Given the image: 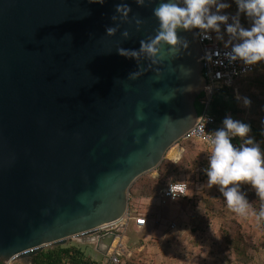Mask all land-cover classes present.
I'll use <instances>...</instances> for the list:
<instances>
[{"label":"water","instance_id":"95a60500","mask_svg":"<svg viewBox=\"0 0 264 264\" xmlns=\"http://www.w3.org/2000/svg\"><path fill=\"white\" fill-rule=\"evenodd\" d=\"M122 2L129 19L113 21ZM159 3L0 0V263L120 222L132 184L195 125L208 85L197 30H178L188 48H165L158 63L117 52L156 34ZM121 239L116 230L78 242L105 257Z\"/></svg>","mask_w":264,"mask_h":264},{"label":"rangeland","instance_id":"374dc122","mask_svg":"<svg viewBox=\"0 0 264 264\" xmlns=\"http://www.w3.org/2000/svg\"><path fill=\"white\" fill-rule=\"evenodd\" d=\"M221 32L228 35L224 29ZM226 42L223 44L226 45ZM254 66L252 76L236 86L241 97L251 98V107H245L242 100L238 101L235 92H232V98L227 99L226 103L234 118L250 123L262 133L264 143V61ZM253 83L255 85L252 87H244ZM173 148L180 153L178 160L168 154ZM171 149L164 158L171 161L172 165L164 169L168 177L164 173L166 175L158 178L156 170L143 175L155 179L151 184L150 198L139 196L137 189H134L143 176L129 189V212L132 216L135 212L146 214L149 224L139 230L129 221L122 251L128 255L127 264H264V248L250 251L247 256L240 258L227 254L229 246L224 233L237 232L244 242L251 239L256 243L258 234L264 231V217L258 218L251 205L246 213H236L227 206L219 185L208 187L205 170L211 150L201 143H191L184 149L178 144ZM175 180L189 181L192 192L182 201L162 203L159 198L161 191L155 195L156 187L164 188ZM241 187L257 194L249 183L242 182ZM67 245H78L86 257L98 255L92 244L69 240Z\"/></svg>","mask_w":264,"mask_h":264},{"label":"clouds","instance_id":"9594fccd","mask_svg":"<svg viewBox=\"0 0 264 264\" xmlns=\"http://www.w3.org/2000/svg\"><path fill=\"white\" fill-rule=\"evenodd\" d=\"M90 2L102 5L105 0ZM145 2L146 0H136L141 6ZM234 2L237 11L233 14L225 11L231 7L228 0H160L159 5L153 8V15L159 22L156 34L141 40L139 49L118 47L117 52L125 58H135L139 61L141 56H145L153 63H158L164 58L162 52L165 48L170 54L178 53L181 48H188V41L178 35V30H197V34L205 39H211V33L215 32L217 38L222 40L223 25L224 31L229 34L225 46H231V50L225 52L224 56L230 63L240 61L246 66H252L264 61V0ZM115 10L118 15L112 16L113 21L117 19L127 21L132 11L130 5L123 2L116 4ZM242 14L250 20L249 27L241 23ZM135 23L139 29L144 21L136 17ZM118 30L119 25L107 26L105 29L108 36H114ZM122 36L127 39L130 33L124 30ZM141 74L142 71L130 73V78H138ZM187 74H191V69L187 70ZM236 99L242 100L245 107H251L250 97H241L237 94ZM222 125L208 141L211 151L205 170L207 184L208 187L219 185L227 206L236 213L244 214L250 202L246 193L241 190L242 182L249 183L258 196L264 198V148L255 136L249 135L252 132L250 123L236 119L229 113L225 115ZM235 137L242 138L240 146L233 144ZM177 189L183 195L192 192L186 182H179L170 185L173 198L176 197ZM259 214L264 216V207H261ZM140 223L144 224L145 220H141Z\"/></svg>","mask_w":264,"mask_h":264},{"label":"built area","instance_id":"2783aa9c","mask_svg":"<svg viewBox=\"0 0 264 264\" xmlns=\"http://www.w3.org/2000/svg\"><path fill=\"white\" fill-rule=\"evenodd\" d=\"M211 39H205L202 35L197 34V40L201 47L202 57H200L199 62L204 60L203 69L204 76L208 83L203 89V102L204 110L202 114L199 115L198 120L195 125L185 134L182 140H191L198 143L206 145L211 150V145L208 142L209 138L213 134L211 129L215 124V118L211 114V104L213 98L219 95L224 88H233L236 93L235 83L246 77L249 74L254 73L255 66H246L242 62L237 61L235 63H230L224 56V53L231 50V46H225L223 43L226 41L225 37L223 39H218L216 34L211 33ZM230 82V83H229ZM210 88V90H209ZM210 118V119H209ZM184 182V181H179ZM179 182H172L163 188L160 192L159 198L162 203L170 202L176 203L187 197L183 195L177 189L175 190L176 197L173 198V194L170 190V185H176ZM187 183V182H186ZM188 187L190 188V184ZM145 220L144 224L140 221ZM129 221L133 222V225L139 229L143 230L148 225V220L146 214H141L135 212L132 216L128 210L127 215L118 223H112L103 225L95 230L86 231L75 235L72 239L74 241H80L87 238L92 232L93 233H108L112 231H120L122 237L125 235ZM119 241V240H118ZM50 246H44V249ZM43 249V250H44ZM121 245L113 247L107 256L103 257L100 262H89L88 264H124L122 259L123 253L121 251ZM30 250L23 251L22 253L11 257L10 259L3 261L0 264H30V262H24L20 259V255H25ZM32 251V250H31Z\"/></svg>","mask_w":264,"mask_h":264},{"label":"trees","instance_id":"16d2710c","mask_svg":"<svg viewBox=\"0 0 264 264\" xmlns=\"http://www.w3.org/2000/svg\"><path fill=\"white\" fill-rule=\"evenodd\" d=\"M228 2L231 4V7L229 9H226L225 11L234 14L237 11V5L235 4L234 0H228ZM241 23L245 27H249L251 22L246 16L242 14ZM223 29L224 27L222 25L221 30ZM223 36L228 41L229 34L228 35L225 34ZM235 42L237 41H233V43ZM252 74H249L246 77H243L242 79H240V81H242L243 79L247 77H251ZM239 82H236L235 86L237 85V83L239 84ZM254 85L255 84L253 83L251 85H245L244 87L248 88ZM232 92H233V88H224L222 92L219 94L222 96L221 98H218L219 95H216L213 98L210 112L215 118V124L211 129L212 133H214L218 128L223 126L222 121L225 115L230 113V108L227 105L226 100L229 98H232ZM195 108H196L198 115L202 114L204 110V102H203L202 94L197 97L196 102H195ZM251 127H252V132L249 135L255 136L256 140L261 143V146L263 148L264 143H263L262 133L258 131L257 129H255L252 125ZM191 143H198V142L191 141V140H182L178 144L180 145L182 149H184ZM241 143H242V138L240 137L233 138L234 145L240 146ZM167 166L172 167L171 161L165 159L156 169L158 178L166 174L168 177V173H166L167 171L166 170H165L166 172L164 171V169H166ZM152 182H155V179L151 178L150 176H146V177L143 176L134 185V189H137L139 196H142L143 198L148 199L152 196V192H151ZM172 182H179V181L175 180ZM184 182L189 183V181H184ZM162 189L163 188H160L159 186H157L155 190V195L156 193L160 192ZM241 190L246 193L247 199L249 200L250 205H251V209L253 208V211L256 212L258 218L262 217V215H260L259 213H260L261 207H264V199L259 197L258 194L247 192L243 187H241ZM224 234H225V237L227 238V243L229 246L227 250V254H233L234 257H237V258L245 257L250 251H255V250H258L259 248H264V231L258 234V237H257L258 239L256 243H254L251 239H248L247 242H244V240L240 237L239 233L237 232H232V233L225 232ZM100 261L102 260H93L89 256L86 257V255L84 254V252L78 245H67V246H55L54 245V246H50L44 249L43 251H41L34 257H32V259L30 260V264H88L89 262H100Z\"/></svg>","mask_w":264,"mask_h":264},{"label":"crops","instance_id":"0c3cea01","mask_svg":"<svg viewBox=\"0 0 264 264\" xmlns=\"http://www.w3.org/2000/svg\"><path fill=\"white\" fill-rule=\"evenodd\" d=\"M240 80H238L237 82H239ZM237 86V85H236ZM234 92V91H233ZM238 91H237V88H236V94H238L237 93ZM180 157V154H179V152H178V155H177V157L174 159V160H178V158ZM130 193H131V191H130ZM129 193V200L131 199V194ZM166 203V202H165ZM147 220H148V224H149V219H148V216H147ZM148 226V225H147ZM126 230H128V226H127V229ZM136 232H139V231H136ZM125 243V237L123 236L122 237V239L121 240H119V241H115L114 242V246L113 247H117L118 245H121V247H122V249H121V251H123L124 250V244ZM123 255V257H122V259H123V261H124V264H127V260H128V255H126V253H123L122 254ZM89 257H91V256H89ZM92 258V257H91ZM93 260H103V257L102 256H100V255H95L93 258H92Z\"/></svg>","mask_w":264,"mask_h":264},{"label":"bare ground","instance_id":"6f19581e","mask_svg":"<svg viewBox=\"0 0 264 264\" xmlns=\"http://www.w3.org/2000/svg\"><path fill=\"white\" fill-rule=\"evenodd\" d=\"M178 152L179 151H175L174 150V148L173 149H171L169 152H168V154L170 155V157H172V159H175L176 157H177V155H178ZM180 154V153H179ZM177 160V159H176Z\"/></svg>","mask_w":264,"mask_h":264}]
</instances>
